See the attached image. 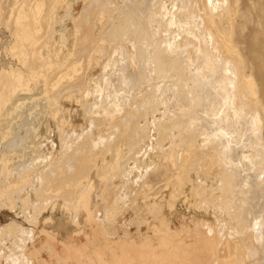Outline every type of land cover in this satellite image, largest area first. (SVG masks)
Returning a JSON list of instances; mask_svg holds the SVG:
<instances>
[{"label": "bare ground", "instance_id": "6f19581e", "mask_svg": "<svg viewBox=\"0 0 264 264\" xmlns=\"http://www.w3.org/2000/svg\"><path fill=\"white\" fill-rule=\"evenodd\" d=\"M127 1L0 0V264H264V0Z\"/></svg>", "mask_w": 264, "mask_h": 264}, {"label": "rangeland", "instance_id": "374dc122", "mask_svg": "<svg viewBox=\"0 0 264 264\" xmlns=\"http://www.w3.org/2000/svg\"><path fill=\"white\" fill-rule=\"evenodd\" d=\"M126 1V0H125ZM129 1H131V0H128L127 2H129ZM149 1V2H148ZM153 1L154 0H146V3H147V7H146V3L143 1L141 4L143 5V7H142V5L140 4V6H139V9H140V7H141V9H143V8H145V9H143L142 11H141V9H140V13L141 14H139L138 15V17H135V21H133V23L134 22H136V24L135 25H137V23H138V25L140 26H138L139 27V29H140V31H142L141 30V23L143 24V26H144V24L146 23H144V21H145V19L144 18H148L149 16H150V14H151V12H154V11H156L158 8H159V5L161 4V2L159 1V0H155V2L156 3H154V4H152L153 3ZM159 1V2H158ZM165 1V0H164ZM163 1V3H165V4H167V5H165L166 6V9H168V10H170L172 7H171V5H170V3L168 2V1H165L164 2ZM150 2H151V4L152 5H154V7L156 6L157 7V9L155 10L154 8H153V6H152V8H150ZM159 3V4H158ZM155 7V8H156ZM76 8V7H75ZM151 9V10H149L150 11V13L148 12V10H146V9ZM80 10V7H77L76 8V10ZM78 10V11H79ZM144 10H145V12H144ZM152 10H154V11H152ZM147 11V12H146ZM147 13V14H146ZM63 13H61V15H62ZM142 14H146V16H144V15H142ZM119 16V17H118ZM117 16V19L119 18V20L122 18H124L125 17V15H118ZM139 16H141L140 18H139ZM142 16H144V18H142ZM137 18H139V19H137ZM119 20H117V21H119ZM139 20V21H138ZM141 20L143 21V22H141ZM161 25H163V23H161ZM134 26V25H133ZM137 27V26H136ZM136 27H134V29H137ZM156 27V26H155ZM139 29H137L138 31H139ZM135 31V30H132V33L130 34V36L131 37H129V38H131L132 40L133 39H136V38H140L139 37V34H140V31L138 32V31ZM134 31V32H133ZM137 32V33H136ZM135 34L137 35V36H135ZM164 35H166V34H164ZM164 35H163V33H162V35H161V37H164ZM136 37V38H133V37ZM136 42H138L137 44H135V49L137 50V53L139 52L140 53V44L139 43H141L140 42V40L139 39H136L135 40ZM11 45V39L9 38V35H8V32L6 31V29L4 28V27H2V26H0V52H1V56H0V66L2 67V66H8V65H11L12 67H16L17 66V63L14 61V60H11V59H9L6 55H5V49L7 48V47H9ZM139 45V46H138ZM138 46V47H137ZM137 47V48H136ZM138 49H139V51H138ZM138 53V54H139ZM140 55L141 54H139L138 55V57L140 58ZM141 57H142V55H141ZM157 79H160L159 81L157 80ZM161 79L163 80V78H161V77H156L155 78V80H156V82L158 83V85H157V83L156 82H154V83H151V84H154V85H156V86H160V85H163L162 83V81H161ZM165 80V79H164ZM153 82V81H152ZM138 83H140V82H138ZM36 88H37V86H36ZM68 108H70L71 110H78L77 109V105H74V104H72V105H70V106H68ZM80 112V111H79ZM81 113V112H80ZM46 117V116H45ZM46 119H49V117H46ZM81 117L79 118V117H76L75 118V123H77L78 125H76V126H80V122H81ZM43 123H45V121L43 120ZM152 134V133H151ZM23 135V134H22ZM36 141V140H35ZM43 141V140H42ZM41 141V142H42ZM131 184H132V181L133 180H135L136 178H134V176L132 175L131 176ZM191 179H193L194 181L196 180V177H195V175L193 174V175H191ZM116 181V183L117 184H119L120 183V181H122L120 178H118V179H116L115 180ZM1 182V181H0ZM129 183V188H130V191H131V194H132V197H134L135 196V194L138 196V200H137V208L136 209H134V210H130V209H125L123 212H120V213H118L117 214V216L115 217V220H114V223H111L109 226H108V228H109V232L110 233H115V235L114 236H112L113 237V239H117V238H121V237H123V233H126V229H128V231L132 234H134L135 233V231H136V226H134V225H132V226H128L129 225V223L131 222V221H133V219L135 218V214L137 213V209H142V208H144V204H143V202H146V204H148V203H150V202H152V201H155L157 204H159V202L160 201H162V199H164L165 198V200H167L168 199V190H164V186L162 185V182H161V178L158 176V177H155V176H153V175H151L149 178H148V180H146V184H151V186H153V189L151 190V191H149V190H145V192L143 193V191H142V189H138V187H136L135 185L134 186H132L131 184ZM145 184V185H146ZM207 185L209 186V185H214V184H210V181H207ZM144 188H146V187H144ZM146 196V197H145ZM110 197L112 198L113 196L112 195H110ZM23 198H24V196H23ZM16 207V210H15V213H16V215H13L12 213H9V212H7V211H1L0 212V228H2V227H5L7 224H9V223H11V222H14L16 225H18V226H21V227H24L25 229H31V226L28 224V223H25V221L22 219V211H23V209H22V207H21V205L20 204H17V206H15ZM179 212V213H176V212ZM58 212V213H57ZM101 212H102V210H101ZM176 212H172L173 213V215H171V214H169V213H171V212H168L167 210H164V214L166 215V217L167 218H170V221L172 222V223H174L175 225H179V223H180V221H179V217H178V215L179 214H181V215H184L186 218H188V219H192V218H196V219H201V217H200V215L196 212V211H194V210H190V212H184V210L179 206V205H176ZM8 213V214H7ZM43 215L44 216H48L49 215V213L47 212V211H45L44 213H43ZM27 216V218H28V221H30V218L28 217V215H26ZM61 217H62V215H61V213H60V211H58V209L56 210V211H54V213H53V218H54V223L52 224L53 225V227L54 228H51L50 229V231H57V229H56V226L58 225V223L60 222V219H61ZM141 217H144L143 215L141 216ZM82 218V217H81ZM80 218V219H81ZM205 219H207V220H209V217L208 216H205ZM211 219V218H210ZM59 221V222H58ZM80 222H81V224H82V222H83V219H81L80 220ZM61 223V222H60ZM40 225V224H39ZM60 225V227L63 229V230H60L59 232L62 234V235H64V233L65 232H72V231H74L75 230V226H74V223H72V224H64L65 226L63 227V225H61V224H59ZM59 227V226H58ZM53 229V230H52ZM142 229V228H141ZM144 228H143V230H142V232H144ZM55 231V232H56ZM132 234V235H133ZM87 241V242H86ZM88 244L89 243V239H86V238H81L80 239V241H79V244L81 245V244ZM8 248L10 247V246H7ZM46 259L48 260V257L46 256Z\"/></svg>", "mask_w": 264, "mask_h": 264}]
</instances>
